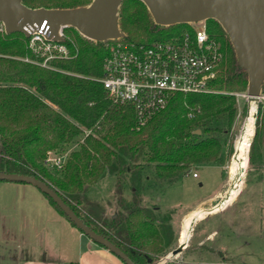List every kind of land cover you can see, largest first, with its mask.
I'll return each mask as SVG.
<instances>
[{
  "label": "trees",
  "instance_id": "1",
  "mask_svg": "<svg viewBox=\"0 0 264 264\" xmlns=\"http://www.w3.org/2000/svg\"><path fill=\"white\" fill-rule=\"evenodd\" d=\"M90 2L25 0L23 4L31 9H74ZM205 25L222 54L217 77L209 83L213 92L175 94L165 110L139 129L134 108L114 104L99 82L106 43L88 40L68 27L61 41L68 57L51 60L44 68L32 62L38 58L23 34L0 33V173L35 177L135 264L156 261L172 245L173 234L167 220H158L142 205L143 181L150 177L155 184L173 183L198 165L224 167L233 153L235 94H245L247 88V74L238 67L227 35L214 20ZM118 26L127 46L165 42L189 30L186 24L157 26L139 0H123ZM80 136L84 137L78 150L69 153L60 170L47 166L48 152H63ZM262 145L264 104H259L249 164L255 154L260 159ZM106 175L115 177L113 199L120 209L115 217H107L87 195L89 187ZM125 191L129 200L124 199Z\"/></svg>",
  "mask_w": 264,
  "mask_h": 264
},
{
  "label": "crops",
  "instance_id": "2",
  "mask_svg": "<svg viewBox=\"0 0 264 264\" xmlns=\"http://www.w3.org/2000/svg\"><path fill=\"white\" fill-rule=\"evenodd\" d=\"M219 168L222 181L215 190L177 215L158 204L149 207L150 200L144 203L156 215L168 216L173 234L171 252L182 247L176 257L159 264H238L244 260L247 244L241 237L249 227L233 219L242 190H232L230 181L234 175L239 180V176L235 169L226 176L224 167ZM0 264L124 263L83 235L35 187L0 181Z\"/></svg>",
  "mask_w": 264,
  "mask_h": 264
},
{
  "label": "water",
  "instance_id": "3",
  "mask_svg": "<svg viewBox=\"0 0 264 264\" xmlns=\"http://www.w3.org/2000/svg\"><path fill=\"white\" fill-rule=\"evenodd\" d=\"M24 1L0 0V23L3 24L6 35L21 33L25 38H29L30 34L27 30H39L44 25L47 38L54 42L62 41L58 34L61 27H71L81 36L93 42L102 43L122 36L118 26V17L123 0H91L89 5L74 9H31L23 4ZM139 1L145 5L157 26L168 27L206 20L216 21L228 37L238 67L247 74L245 97H264L261 93L262 85H264V0ZM243 127L238 139L242 136ZM254 131L253 123L249 148ZM195 134L199 135L200 131L197 130ZM236 144L233 158L237 155ZM0 181L23 183L35 187L47 196L67 219L93 243L108 250L124 264H135L118 247L87 227L57 193L40 180L26 175L0 173ZM181 248L179 246L174 249L166 258H174ZM159 263L154 261L151 264Z\"/></svg>",
  "mask_w": 264,
  "mask_h": 264
},
{
  "label": "built area",
  "instance_id": "4",
  "mask_svg": "<svg viewBox=\"0 0 264 264\" xmlns=\"http://www.w3.org/2000/svg\"><path fill=\"white\" fill-rule=\"evenodd\" d=\"M186 25L189 30L181 35L149 46H127L120 38L102 42L106 43L107 54L99 82L114 104L134 108L137 129L165 110L175 94L213 92L209 83L216 79L222 62L220 47L208 35L205 21ZM66 28L61 27L58 31L62 40ZM27 31L30 34L28 48L38 58L33 63L49 68L51 60L68 57L61 41L47 38L44 25L39 30ZM0 33L5 34L1 23ZM66 158V154L48 152L46 164L60 170ZM192 177L197 176L192 174Z\"/></svg>",
  "mask_w": 264,
  "mask_h": 264
},
{
  "label": "rangeland",
  "instance_id": "5",
  "mask_svg": "<svg viewBox=\"0 0 264 264\" xmlns=\"http://www.w3.org/2000/svg\"><path fill=\"white\" fill-rule=\"evenodd\" d=\"M31 1L37 2L42 0ZM236 98L238 115L232 130L231 143L233 146V153L224 166L226 176H228V171L230 176L233 174L235 162L233 158L234 147L249 111V104L245 98L241 96ZM259 104H264V99H261L256 106V112L254 115L255 121ZM87 133L89 132L85 131L83 132V135L86 136ZM84 136L77 138L74 143L67 146L63 152L58 151L56 153L66 154L68 157L71 151L78 150ZM247 152L248 162L243 173V183L240 182L237 177L230 178L233 185L232 189L234 191L242 190V193L233 208V211L235 212L233 219L235 220V223L248 225L249 227V232H243L241 237V241L247 244L246 247H244V250L247 251V255L244 257V260L238 264H264V145H262L259 151L260 159L258 155L256 156L255 154V161L253 164H249L250 148ZM232 164L233 167L231 169L230 167ZM192 174H196L197 178H193ZM241 174L242 173H240V175ZM220 181H222L221 171L217 165H198L192 167L187 174L181 176L173 183L155 184L152 178L149 177L148 180L145 179L143 181L142 205L144 206V203L150 200L148 203L149 207L158 204L161 207L160 209L165 210L171 208V210L176 212L177 215L179 212L194 206L201 199L208 197L219 185ZM199 184H202V186ZM114 185L115 177L106 175L97 183L90 186L87 191L88 198L91 201L100 204L107 217L116 215L120 211L113 199ZM124 199H130L128 191H125ZM156 217L160 220L168 221L167 215H161L158 213ZM169 248H171V246ZM169 248L165 250L164 255L155 257L157 259L155 262H161L169 256L171 253V249ZM170 260L171 259H169V261Z\"/></svg>",
  "mask_w": 264,
  "mask_h": 264
},
{
  "label": "bare ground",
  "instance_id": "6",
  "mask_svg": "<svg viewBox=\"0 0 264 264\" xmlns=\"http://www.w3.org/2000/svg\"><path fill=\"white\" fill-rule=\"evenodd\" d=\"M243 98H245V100L248 102L249 104V116L248 118H246L245 120V124L243 127V133L240 139L237 140V155L234 158V169H235V174H236V170H237V174L239 176V181L242 182L243 180V173L244 170L247 166V151H248V144H249V137H251L252 133H253V123H254V115L256 112V106L259 103V101L261 100V98H248L242 96ZM240 173H242L240 175ZM237 176H233V178H235ZM243 183V182H242ZM241 186V185H240ZM233 190V189H232Z\"/></svg>",
  "mask_w": 264,
  "mask_h": 264
}]
</instances>
